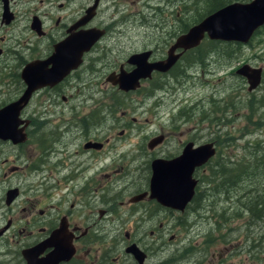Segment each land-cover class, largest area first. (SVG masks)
Wrapping results in <instances>:
<instances>
[{
  "label": "flooded vegetation",
  "instance_id": "1",
  "mask_svg": "<svg viewBox=\"0 0 264 264\" xmlns=\"http://www.w3.org/2000/svg\"><path fill=\"white\" fill-rule=\"evenodd\" d=\"M156 1L161 8L155 13L152 6ZM188 1L0 0V109L24 94L27 84L39 76L35 70L47 72L64 67L59 64L68 61L77 64L57 83L30 93L19 112L21 143L0 140V147L19 153L20 166L6 169L9 174L20 171L22 180L20 188L10 184V176L0 177V184H4L0 187V264L184 263L188 249L170 248L176 235L170 232L169 224L176 217L174 227L180 226L177 219L203 210L210 189L201 187L199 174L212 164L218 150L217 136L200 141L203 127L198 128V124L210 126L213 120L201 108L196 119L199 135L191 140L177 139L174 151L161 157H155V151L166 145L176 130L152 134L146 144L136 146L131 158L136 160L134 152L149 151L144 176L122 182L115 181L122 168L107 165L105 159L125 131L112 135L111 128L103 131L101 126L107 116L106 104H112L115 97L137 94L142 88L143 96L153 101L163 89L173 93L180 88L182 81L177 77L185 76L189 50H175L180 56L170 69L152 71L133 91H119L106 77L132 71L135 66L128 64V59L133 55L148 53V64L164 61L175 39L187 30L182 32L185 22L181 14L195 6H187ZM198 9L200 6L192 14ZM209 59L210 54L190 69H205ZM230 74L235 75L234 71ZM240 79L243 84L234 88L237 97L241 90L248 93L245 80ZM92 103L95 107L84 112ZM111 106H107L109 114ZM184 113L177 110L174 116H178L171 119L183 118ZM111 118L122 120L124 113ZM121 126L126 128L127 124ZM155 137L161 141L148 149V142ZM179 137H184L183 131L179 130ZM187 143L192 147L212 143L215 154L194 169L193 196L179 212L150 198L149 164L154 159L177 157ZM7 161L4 158L1 164ZM9 190L16 192L11 199H7ZM214 227L213 240L219 249L204 253L208 255L206 264H250L253 257L248 249H235L232 229ZM262 254L264 259V251Z\"/></svg>",
  "mask_w": 264,
  "mask_h": 264
},
{
  "label": "rangeland",
  "instance_id": "2",
  "mask_svg": "<svg viewBox=\"0 0 264 264\" xmlns=\"http://www.w3.org/2000/svg\"><path fill=\"white\" fill-rule=\"evenodd\" d=\"M189 1L186 2L187 6L195 2L194 0L193 2ZM199 6V0H197L193 8L181 14V19L186 23L193 10L197 9ZM184 7H186L185 2ZM153 8H155L156 13V9L161 8L160 2L156 1L152 6V9ZM152 13H154L153 10ZM137 32L141 33V30L138 29ZM204 42L205 40L202 41V44H204ZM219 47L224 48L226 45L222 42V44H219ZM231 49L234 54L228 60L224 58L225 54L220 51L218 53L219 56L210 53L209 64L205 69H200L199 67H192V69H190L191 67L187 68L183 79L177 77V80H181L182 83L180 88L174 90L173 93L169 91L170 89L168 93L163 89L164 92L162 94L160 93L158 97L152 101L143 96L144 91L141 88V91L137 94L118 96L120 99L115 97V101L109 104L112 105L110 109L112 114L108 113L107 106L109 105L108 103L106 104L105 113L107 116L105 117L101 129L105 131L111 128L112 135L120 132L121 129L125 131L122 136H120L121 139L115 143L113 148L114 152L108 150L107 158L105 159L107 165L122 168V171L116 175L115 181L122 182L130 180V178L135 176H144L145 166L150 159V153L147 149L142 153L134 152L136 160L131 161V158H133V150H135L136 146L146 144L148 141L147 139L160 130L164 132H169L171 130L176 131H174V134L170 135L166 145H163L158 151H155V157H161L166 153H172L178 145L177 139L181 140L186 138L191 140L195 134H201L200 141L202 142L208 141L215 134L220 135L216 139V149L218 152L215 154L212 164L219 159L228 163L244 160L248 161L251 160L255 149L264 148V102L258 104L259 109H256L255 114H252V116L249 112H246L242 105L248 93L241 90L240 97H237L238 94L234 92V88L236 86L240 88L243 82L240 78L230 74L244 64L254 68H261V83L252 94L255 98H264V26L260 28L246 44L240 45L238 48L232 46ZM106 91L111 92L112 90L107 89ZM170 93L171 95H169ZM159 100H161L160 103ZM201 102L204 105L199 107ZM228 102L233 106L232 108H229ZM220 106H222V108ZM223 106L226 109H223ZM261 106H263V108ZM93 107H95L94 103L88 107L86 106L84 112H88ZM209 107L212 108V111L216 108H220L223 113L220 112L222 113L221 115L219 113H210ZM201 108L206 112L207 117L213 120L210 126L207 125V123H200L198 124L199 126L196 124L197 113L201 112ZM177 110L178 112L185 111L184 117L182 118L180 116L182 119L180 117L171 119ZM121 112L124 113V118L122 120L111 118H119ZM177 116L178 114L174 117ZM199 118L200 115L198 116V120ZM218 118H221V124L216 126L215 123H218ZM131 119L134 120L132 121ZM180 120L182 121L180 122ZM125 124H127V126H125L126 128L121 126ZM196 126H198V128L201 126L203 127V130L200 131L199 134L197 133L199 129ZM179 130L184 132V137H179ZM130 150H132V153H130ZM17 155H19V153L15 150H10L7 146L0 147V177L3 175L10 176V184L21 188L22 180L20 179V171L9 174L6 169L12 167L11 165L20 166V160ZM4 158L9 159V161L2 165L1 160ZM111 159L114 161L110 164ZM137 161H142V163L135 165L133 162ZM3 168L5 169L3 170ZM199 175H202L203 178L201 187L210 189L211 186L207 185L205 181L209 175L208 168H205V172ZM253 181L254 185L252 187V184L248 182L238 185L237 189L234 191L235 194L241 196L245 194L246 191L261 188V194H263L264 173L254 178ZM0 187L4 188V184H0ZM201 187L197 188L198 192H200ZM1 191L0 189V192ZM217 194L218 193H211V191H209L206 196L207 200L203 205V210L198 212V214H189L186 217L177 219L182 222L180 226L177 225L174 227V220L176 217L172 218L170 221V232L176 235L175 241H172L170 244V248L172 249L173 245H175L178 246V248L188 249L183 264H197L199 261L202 264H206L205 260L208 259V255L204 256V253L207 252L208 249L214 252H217L219 249L217 243L204 244V236L215 237L214 233L216 230L214 229L213 222H218L217 215L220 209L225 208L227 213H229L234 208L235 203L233 200H224V195ZM232 196L233 195H231V197ZM242 223L243 220L238 219L232 221L229 225H225L232 229V238L235 236V249L239 250L242 248L243 244L241 243V239L237 236L246 234L249 239L250 236L256 234V226H249L248 228L251 233L249 232V234H247L242 229ZM259 225L263 226V231L264 221L260 222ZM167 236H165L164 239H167ZM247 240L245 244L250 248ZM260 248L264 249L263 237L259 249ZM260 250L259 252H253L255 255L250 260V264H264L263 250ZM249 254L251 257V251ZM249 254H245V256L248 257ZM240 255L242 256V253Z\"/></svg>",
  "mask_w": 264,
  "mask_h": 264
},
{
  "label": "water",
  "instance_id": "3",
  "mask_svg": "<svg viewBox=\"0 0 264 264\" xmlns=\"http://www.w3.org/2000/svg\"><path fill=\"white\" fill-rule=\"evenodd\" d=\"M263 25L264 0L229 3L206 15L197 24L190 26L183 34L179 35L168 49L164 61L148 64L146 62L148 53L133 55L128 59V64L135 66L132 71L110 74L106 77V81L111 85H116L119 91H133L139 86L140 80L150 78L152 71L163 73L170 69L180 56V53L174 54L175 50H180L183 53L194 49L203 38L210 41L233 42L244 45L254 31ZM59 65L64 67L58 69L54 67L47 72L35 70L39 76L27 84L24 94L16 101L0 109L1 141H9L12 144L21 143L23 135L21 129L18 128L20 124L19 112L27 102L30 93L45 85L50 86L57 83L77 66L76 62L73 61ZM31 69H35V67H31ZM234 74L245 80L247 92H252L260 84V68H252L245 64L236 69ZM40 76L45 78H40ZM160 141V137L151 139L147 148L151 149ZM214 154L215 150L212 143L201 144L197 147H192V143H187L180 155L175 158L152 160L149 164L150 176L148 180L150 198L162 207L181 212L194 193L193 189L196 185V181L192 178L194 169L204 165ZM15 193V190H9L7 199H11Z\"/></svg>",
  "mask_w": 264,
  "mask_h": 264
},
{
  "label": "trees",
  "instance_id": "4",
  "mask_svg": "<svg viewBox=\"0 0 264 264\" xmlns=\"http://www.w3.org/2000/svg\"><path fill=\"white\" fill-rule=\"evenodd\" d=\"M194 1H195L194 3L196 4L197 0ZM246 1L247 0H199L200 9H198V11H196L195 14L189 16V18L185 23V26L182 29V32H184L185 29H187L191 25L200 21L203 17H205L209 13L223 7L228 3L231 2L243 3ZM204 40H205L204 44H202L201 42L196 48L186 52L185 64L187 65V68H190L191 65H195L199 62L203 63L204 59L210 53L219 56L218 53L220 51L225 54L224 58L228 60L234 54L231 47L235 46V48H238L240 46L239 44L225 43L226 47L220 48L219 44H222V42L209 41L207 39ZM172 78H176V77H172ZM261 102H264V98L262 97L255 98L252 93H249L246 94V100L242 106L246 110V112H249V114L252 116V114H255V110L259 109L258 104H260ZM220 107L222 108V106ZM232 107L233 106L229 103V108ZM223 109L226 108L223 106ZM220 112L223 113V111L220 108H216L213 111L214 114L219 113L221 115L222 113ZM220 121L221 118H218V123H215V125L216 126L220 125L221 124ZM214 136L219 137L220 135L215 134ZM263 173H264V148H258L255 149V151L253 152V156L251 160L228 163L222 159H219L215 163L210 164L208 166L209 175L207 179H205L206 184L211 186L209 190L211 191V193H218L217 195L222 194L224 195V200L226 199L233 200V202L235 203L234 208L229 213H227V210L225 208L220 209V212L217 215L218 222H213L214 226L229 225L232 221L242 219L243 220L242 229L247 234H249V232L251 233V231L248 228L249 226L252 227L256 226L255 228L256 234L250 236L249 239L246 234L237 236L238 238L241 239V243L243 244L242 247L247 248L249 252L251 251V257H254L255 255L253 253L254 251L259 252V250L261 249V248L259 249L261 244V239L262 237L264 238V234H263L264 230L262 231L263 226L259 225L260 222L264 221V193L261 194L262 188L246 191L245 194L241 196H237L234 191L237 189L238 185L247 182L252 184L251 185L252 187L254 185L253 179L259 177ZM231 195L233 196L231 197ZM213 239L214 238H212L211 236L208 237L207 235H205L204 244L206 245L212 244L214 242ZM246 240L248 241V244L252 249L246 246L245 244ZM261 250L264 251V249Z\"/></svg>",
  "mask_w": 264,
  "mask_h": 264
},
{
  "label": "bare ground",
  "instance_id": "5",
  "mask_svg": "<svg viewBox=\"0 0 264 264\" xmlns=\"http://www.w3.org/2000/svg\"><path fill=\"white\" fill-rule=\"evenodd\" d=\"M255 191V190H254ZM248 201V200H247ZM200 208V207H199ZM240 210V209H239ZM173 229V228H172Z\"/></svg>",
  "mask_w": 264,
  "mask_h": 264
}]
</instances>
